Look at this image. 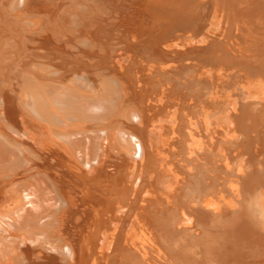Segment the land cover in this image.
<instances>
[{
  "label": "bare ground",
  "instance_id": "obj_1",
  "mask_svg": "<svg viewBox=\"0 0 264 264\" xmlns=\"http://www.w3.org/2000/svg\"><path fill=\"white\" fill-rule=\"evenodd\" d=\"M0 264H264V0H0Z\"/></svg>",
  "mask_w": 264,
  "mask_h": 264
}]
</instances>
